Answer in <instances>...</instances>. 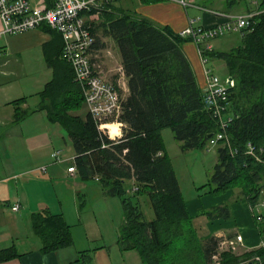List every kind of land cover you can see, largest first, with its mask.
Wrapping results in <instances>:
<instances>
[{
  "label": "trees",
  "instance_id": "trees-1",
  "mask_svg": "<svg viewBox=\"0 0 264 264\" xmlns=\"http://www.w3.org/2000/svg\"><path fill=\"white\" fill-rule=\"evenodd\" d=\"M45 1L48 8L53 6L52 0ZM241 1L226 3L234 8ZM111 9L100 15L101 23H91V27L97 38L96 51L103 46L97 36L100 28L116 42L129 79L130 96L122 98L118 119L124 126L119 140L104 133L90 113L86 119L69 114L86 105L84 90L74 69L63 58V37L44 28L54 33L53 43L45 50L47 65L54 75L41 98L50 103L44 108L49 120L60 124L72 140L76 173L84 181L98 179L110 196L121 199L125 219L120 245L124 251L139 252L143 264H264V217L256 214L264 201V2L259 6L262 13L242 34V47L207 54L208 58L224 59L229 77L236 79L224 113L228 116L224 117L225 128L224 119L207 109L205 91L184 52L185 45L192 41L169 27L160 29L145 19L137 20L122 11L115 14ZM165 130L173 133L183 153L213 146L211 141L224 133L227 139L216 145L218 164L208 184L209 193L218 196L237 185L243 187L255 212L262 246L239 255L222 249L225 238L213 236L201 242L166 150ZM250 145L254 154L248 153ZM128 181H134L136 187L128 190ZM135 189L149 195L155 213L153 221H147L140 206L128 197ZM206 216L210 221L229 220L232 212L224 206L209 210ZM32 223L45 252L73 243L72 227L62 214L39 211L33 213ZM178 247L184 256L178 253ZM17 256L13 247L0 251V264Z\"/></svg>",
  "mask_w": 264,
  "mask_h": 264
},
{
  "label": "crops",
  "instance_id": "crops-1",
  "mask_svg": "<svg viewBox=\"0 0 264 264\" xmlns=\"http://www.w3.org/2000/svg\"><path fill=\"white\" fill-rule=\"evenodd\" d=\"M245 1L246 0L241 1L238 5L244 6L245 4V7H243V14L257 10L260 3L264 2V0H262L261 2L258 0H249V4L246 5ZM212 2L213 4L218 3V5L214 6ZM226 4V0H195L193 2V6H191L186 11L180 5L172 2L123 0L115 4L112 7L111 12L117 14L118 11H122L123 13L130 15L137 20L145 19L151 22L157 28L164 29L166 27H169L175 33L178 34L182 30L187 28L190 19H198L200 25L209 27L222 24L224 22V19L221 15H228L234 13V8L238 7L236 6L234 8H230L226 6ZM45 6H47V2L44 0V4L41 5V7ZM88 23L92 26L89 19ZM2 28L3 23H0V33L2 31ZM44 28L39 31H29L22 34L3 35L2 37H0V40L1 38L3 39V45L1 46L3 48V51L1 53L5 52L6 54H10L7 55L9 56L7 62H9V60L12 59V57L14 56H17L19 59H21L23 57V53L41 50L47 69L51 70L46 62L45 50L47 46H50L53 43L54 33ZM97 28L98 27H96L95 29L97 30ZM97 36L101 39V43L103 44L102 48L100 50H97V56L99 57L100 62L103 65L102 78L106 82L113 84L115 87H117L122 95V98L127 99L130 96L129 79L127 78L124 72L123 60L119 47L112 38L105 36L104 30L102 28H100V30H97ZM227 36L231 37L232 34ZM233 36L232 38H234L237 43H232L231 46L227 49L221 48L223 44L222 43L220 44V50H218L217 52L213 50L210 55L214 53L217 54L230 52L233 49L242 47L244 43L243 35L237 34L236 36ZM218 42L219 41H216V43ZM193 46V43L186 44L184 47V52L188 57L192 68L194 69V72L197 76L198 84L205 91L206 76L204 72V66L202 65L197 50H195L196 48ZM51 72L52 79L49 80L46 85L53 80V70H51ZM44 89L42 90V92L44 91ZM41 94V101L35 111H45L47 118H49V113L44 108L50 107V103L43 102ZM11 103L8 102L7 105ZM14 105L15 104L13 101L12 111L6 110L4 107H2V105L0 106V160L7 159L9 161V164H12L10 159L16 153V150H14L13 145L15 143L14 141L16 140V138L25 140V136H27L25 131L17 130L19 127H21V123L27 120V117L31 114V111L27 110L28 104H24V110L20 109V105H17L16 107H14ZM1 110L3 111V113H1ZM69 114L74 117L86 119L89 114V110L87 106L84 105L82 109L71 111L69 112ZM123 128L124 126L111 127L114 135H118L116 139H111H121L124 135ZM166 131L167 130L163 132L164 142ZM28 137L29 139H31L29 135ZM166 150L168 149L166 148ZM58 152H60V154L62 153L61 151ZM167 153L168 155H170L168 151ZM53 154L51 157H53ZM75 157L76 154L74 152V155L71 157V161L73 162V164L67 170L70 177L72 178L79 176L77 173L71 174L69 172V169L75 165ZM15 165H10L9 169L3 172L7 176H2V174H0V205L2 203H7L9 205L11 204V185H14L19 180L23 181L21 183V186L23 187L21 191H19L18 184L16 183L18 195L15 204L12 206V212L20 213L21 211H25L26 203L28 209L26 208L25 212H28V215L26 214L24 215V217H0V251L13 247L17 250L18 253L17 257L2 264H88L89 262L95 264V261H93L95 257L94 254H96L97 245H99V243L103 244L101 245V248H98L99 251L105 252V250H108L112 259L113 252L111 246L113 244L107 242L105 238L106 230H103V228L99 227L97 220L98 217H67L63 210H57V212H53L49 207L43 206L42 204L40 206H34L31 199L30 201L26 202L27 197L25 194V189H27V187L25 185L33 182V180L27 177V173H31L32 171H34V166L32 165L30 170H22L18 172L15 169ZM18 173L21 174L19 176V179H17V175H19ZM94 179L99 183L103 196L115 198L108 194V190L103 187L102 183H100L98 179ZM128 184L130 185L129 188L131 187L133 189L136 187L134 181H128ZM238 194V192H228L223 196L206 195L205 197H201L200 199H197L196 196L189 195V200L188 202L186 201L187 207L190 214L193 215V217H197L195 218L194 223L199 231L200 227H202V229H206L207 227H209L208 224L211 223L212 227L209 228V231L206 233V235H209L210 232H212V236L216 237H223L227 234L243 235L245 249L247 251H253L261 246L262 237L258 225L255 221V212L253 208L250 206L247 200L238 199ZM78 197V199L80 200V194H78ZM203 200L206 203L205 205L207 208H205V206L203 205ZM17 206L20 207L19 211H14V208ZM224 206H228L232 212V216L229 220H208L206 216L207 211ZM47 210L53 214H62L64 216V219L66 220L68 225L72 227V244L65 247H58L49 252L44 251V245L42 241L36 236L34 232L32 215L33 213ZM121 219L122 223H120L117 229L116 246L119 248L117 250H120L122 255H127L129 252H137L136 250L124 251L120 245V233L121 228L124 225L125 217H122ZM236 220H238L239 222H244L245 226H248L247 231L236 230ZM76 228H78L77 232L80 233V235L82 233L81 236L79 235V240L76 238ZM137 253L139 254V252Z\"/></svg>",
  "mask_w": 264,
  "mask_h": 264
},
{
  "label": "rangeland",
  "instance_id": "rangeland-1",
  "mask_svg": "<svg viewBox=\"0 0 264 264\" xmlns=\"http://www.w3.org/2000/svg\"><path fill=\"white\" fill-rule=\"evenodd\" d=\"M258 1L261 2L262 0ZM31 2L34 6H41L44 4V0H31ZM245 2L246 5L249 4V0H246ZM262 3L263 2H261L260 5ZM213 5L217 6L218 3H214ZM226 6L228 5L226 4ZM243 7H245V4L244 6L234 8L235 11L234 13H231V15H245L243 14ZM89 19L91 23H101L100 15L93 14ZM0 23H2L1 19ZM1 30L3 31V28ZM231 34L232 36H236L239 33ZM232 36L230 37L226 35L222 38L211 41L213 50L215 52L220 50V44L222 43L221 48L223 49L229 48L232 43H237ZM216 41L219 42L216 43ZM2 45L3 39L1 38L0 46ZM193 47L196 48L195 45ZM195 50H197V48ZM7 55L10 54L3 52L0 56V106L2 105L6 110L12 111L13 101L15 104L14 107L20 105V109L22 110H24V104H28L27 110L31 111V114L27 117V120L21 123V127L17 130L25 131L27 135L25 136V140L16 138L14 141L15 143L13 144L16 153L10 159L12 164H9L7 159H1L0 174H2V176H7L3 172L5 170L7 171L10 165L12 166L16 164L15 169L18 172L22 170H30L33 165V173H27V177L33 180V182L25 185L27 187V189H25V194L28 199H26V202L31 199L34 206H40L42 204L43 206L49 207L53 212L63 210L67 217H98L97 220L99 227L106 230L105 238L107 242L113 244L111 246L113 256L111 259L108 250L100 252L98 248H101V245L103 244L99 243V245H97L96 254H94L95 257L93 261H95V264H143V259L137 252H129L127 255H122L121 251L117 250L119 249L116 246L117 229L120 223H122L121 218L125 217V209L121 199L103 196L101 187L95 179L84 181L80 176L75 178L70 177L67 170L73 164L71 161V157L75 152L73 143L59 124L53 123L47 118L45 111H35L41 101L40 94L42 90L45 88L46 83L52 79V72L47 69L41 50L23 53L21 59L14 56L9 62H7L9 59V56ZM208 59V69L213 70L215 74L224 80L225 83L229 78L233 79L234 85L236 86V79L229 77L224 59L217 57H211ZM8 102L12 103L7 105ZM1 113H3L2 110ZM28 135L31 139H29ZM165 143L172 164L177 172V177L182 187L185 200L188 202L189 195L196 196L197 199H200L201 197L203 198L206 195H211L209 193L211 188L208 184L214 172V168L218 164L217 149L219 147L216 145L207 146L203 150H194L188 153H183L179 143L175 140L174 135L170 130L166 131ZM58 151L62 152L61 159L63 162H57L51 157L53 153ZM18 174L17 179H19V176L21 175L20 173ZM22 182L23 181L20 180L16 182L19 191L23 189L21 186ZM16 183L11 185L10 188L12 197L11 204L2 203L0 205V217H24V215H28V212H25L27 208L26 203L25 211H21L20 213L12 212V206L15 204L18 195ZM129 186L130 185L127 182L126 187L128 190ZM137 188L139 189V187ZM130 189L132 188L130 187ZM228 192H238L239 194L237 198L246 200V192L243 187L238 185L218 196H223ZM78 194H80V200L78 199ZM128 197L132 199L134 205L137 204L140 206L147 221L154 220L155 213L151 200L144 190L140 193L137 191L128 193ZM205 204L206 203L203 200V205L207 208ZM256 214L257 216L260 214L264 217V206H262V203L258 206ZM191 216L193 220L197 218L193 217V215ZM208 220L210 219L208 218ZM238 220H236V222L233 221L235 222V229L247 231L248 226H245L244 222H239ZM261 222L264 224V220ZM208 225L209 227L206 228L207 231L204 228L202 229V227H200V231L196 228L201 242L204 243H206L209 238L213 237L212 232H210L209 235H206L209 228L212 227L211 223ZM77 229L78 228L75 230V234L76 238L79 240L80 233L77 232ZM237 235L240 234H227L226 236L218 238L236 237ZM177 250L179 254L184 256L185 252L181 247H178ZM246 252L249 251L245 249L243 243L239 246L236 254L243 255Z\"/></svg>",
  "mask_w": 264,
  "mask_h": 264
},
{
  "label": "built area",
  "instance_id": "built-area-1",
  "mask_svg": "<svg viewBox=\"0 0 264 264\" xmlns=\"http://www.w3.org/2000/svg\"><path fill=\"white\" fill-rule=\"evenodd\" d=\"M52 1L53 6L48 8L47 6H34L31 0H0V18L3 23V31L0 33V37L39 31L44 27L59 33L64 40L63 58L72 66L76 80L83 87L85 104L89 113L100 124V129L104 133L108 134L110 138L116 139L118 135H113L111 127H123V124L118 120L122 113L123 99L118 88L102 78L103 65L95 50L97 38L88 23L89 16L85 15H101L123 0ZM144 1L172 2L187 11L193 6L195 0ZM261 13L258 7L257 10L245 15L222 14L224 22L211 27L200 25L198 19H190L187 28L178 33L180 37L190 39L197 48L206 76L205 105L208 110L224 119L222 122L224 128L225 118L228 117L224 113L228 110L230 91L235 85L233 79L229 78L225 83L213 70L207 68L209 61L207 54L213 51L211 41L231 33L244 34V30L252 26V20ZM1 54L0 52V56ZM224 139L227 137L224 133H220L211 141V144L215 146L218 141ZM249 147L248 153L254 154V148L251 145ZM53 158L57 162H62L60 152H55ZM69 172L75 174L76 169L71 167ZM261 203L264 206V201ZM19 209L20 207L17 206L14 211H19ZM243 243V235H237L233 239L225 238L222 249L236 253ZM254 263L257 264V261Z\"/></svg>",
  "mask_w": 264,
  "mask_h": 264
},
{
  "label": "bare ground",
  "instance_id": "bare-ground-1",
  "mask_svg": "<svg viewBox=\"0 0 264 264\" xmlns=\"http://www.w3.org/2000/svg\"><path fill=\"white\" fill-rule=\"evenodd\" d=\"M112 127H114V126H112ZM113 135H114V133H113Z\"/></svg>",
  "mask_w": 264,
  "mask_h": 264
}]
</instances>
